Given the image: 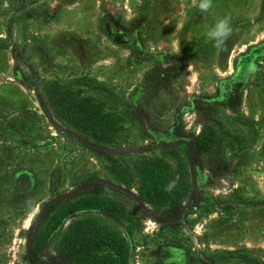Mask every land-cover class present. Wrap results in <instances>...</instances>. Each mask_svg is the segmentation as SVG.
I'll return each instance as SVG.
<instances>
[{"label":"rangeland","instance_id":"rangeland-1","mask_svg":"<svg viewBox=\"0 0 264 264\" xmlns=\"http://www.w3.org/2000/svg\"><path fill=\"white\" fill-rule=\"evenodd\" d=\"M200 2L0 0V264H32L36 231L43 264H65L84 221L123 264H264V0Z\"/></svg>","mask_w":264,"mask_h":264},{"label":"trees","instance_id":"trees-1","mask_svg":"<svg viewBox=\"0 0 264 264\" xmlns=\"http://www.w3.org/2000/svg\"><path fill=\"white\" fill-rule=\"evenodd\" d=\"M181 71L182 69L172 74H168L164 80H173L181 74ZM235 105L236 103L233 104V106ZM131 112L139 119L144 128L150 122V114L142 105H132ZM176 133L178 138L186 136L183 135L184 132L180 130H176ZM87 147L98 155H104L107 150L106 146L90 141H88ZM192 155L195 156L194 165H198L200 163L201 155V150L198 145H195V148L192 150ZM105 185L106 184L102 181H92L89 185L88 191L99 194ZM192 196L195 197L196 192H194ZM58 203L59 201H50L44 205V219L56 209ZM184 210L185 205L182 201L175 203L166 210L162 219L174 223L179 222ZM103 213L116 219L119 217L118 214L120 212L114 207H111L103 209ZM39 236L40 234L38 231L33 234V244L29 249V261L32 264L45 263L44 258L42 257L43 255L38 250ZM59 255L60 259L65 264H73L77 260L82 261V264H123V260L127 259V257H125L126 251L123 242L117 237H109L99 233V231L88 224L87 221H84L77 230L65 239ZM55 263L56 262H54V264Z\"/></svg>","mask_w":264,"mask_h":264},{"label":"clouds","instance_id":"clouds-1","mask_svg":"<svg viewBox=\"0 0 264 264\" xmlns=\"http://www.w3.org/2000/svg\"><path fill=\"white\" fill-rule=\"evenodd\" d=\"M212 0H201L199 7L202 11H208L211 7ZM231 31L229 27V22L224 19L217 22L215 27L208 32V36L211 39L216 40L218 43L222 42L223 38H225L229 32Z\"/></svg>","mask_w":264,"mask_h":264},{"label":"water","instance_id":"water-1","mask_svg":"<svg viewBox=\"0 0 264 264\" xmlns=\"http://www.w3.org/2000/svg\"><path fill=\"white\" fill-rule=\"evenodd\" d=\"M113 186L117 187L118 189H121V190L124 191L125 193H127V194L133 196L135 199L138 200V198L136 197V195L133 194L131 191H129V190L123 188V187L117 186V185H113ZM75 192H77V190L71 191V192H69V193L63 195V196L60 197V198L67 197V196H69V195H71V194H73V193H75ZM60 198H57V199H60Z\"/></svg>","mask_w":264,"mask_h":264}]
</instances>
